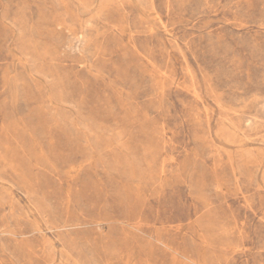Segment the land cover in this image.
<instances>
[{"label": "rangeland", "instance_id": "rangeland-1", "mask_svg": "<svg viewBox=\"0 0 264 264\" xmlns=\"http://www.w3.org/2000/svg\"><path fill=\"white\" fill-rule=\"evenodd\" d=\"M0 264H264V0H0Z\"/></svg>", "mask_w": 264, "mask_h": 264}]
</instances>
